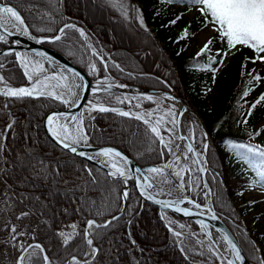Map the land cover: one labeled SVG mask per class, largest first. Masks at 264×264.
I'll list each match as a JSON object with an SVG mask.
<instances>
[{"label":"trees","instance_id":"1","mask_svg":"<svg viewBox=\"0 0 264 264\" xmlns=\"http://www.w3.org/2000/svg\"><path fill=\"white\" fill-rule=\"evenodd\" d=\"M131 1L118 0L117 3L115 0H0V3L16 8L37 37L52 38L65 24H74L75 29H65V34L60 40L44 45L57 50L79 65L88 72L92 80H97L110 71L111 76L122 83L175 92L188 104L190 98L196 101L200 98L198 93L203 97L223 64L210 63V58L216 61L222 58L217 54L218 50L181 61L173 57L178 66L173 65L159 42L164 44V40L174 41L176 45V42L181 40V35L178 40L171 34V38L168 36L162 40L139 24L133 13L130 17H125L121 6L132 4ZM172 1L178 5H191L186 0ZM179 16L180 14H176V20ZM167 21L174 24L171 23V18ZM76 29H83L85 35L81 36ZM215 41L218 42L219 51L228 50L226 41L214 38L213 42ZM88 43L96 48V55L92 53ZM7 46L8 42H0V49ZM244 48L247 53L243 62L249 53H254L252 49ZM0 64L4 65L0 72L10 84L18 87L28 84L15 53L1 55ZM93 65L95 73L90 69ZM213 69L217 71L214 72ZM253 75H259L261 79L253 81L249 74L240 73L234 83L221 89L213 111L206 106L201 107V104L198 106L201 107L200 113L204 117L208 134L206 180L211 186L215 211L235 233L251 264H258L256 257L261 254L257 251L256 243L247 232L246 226L241 222L236 207L230 201L227 184L220 180V175L225 173L222 169L229 171V164H234L246 184L251 185L256 181V186L261 188L260 177L257 176L255 168L247 159H241L237 155L245 150L230 149L225 144L226 140H232L236 143L257 145L254 142L257 136L250 135L255 132L249 131V125L259 122L262 118L264 102L251 109L250 116L247 113L250 106L264 94V89H260L264 75ZM249 88L251 91L244 97L243 92ZM114 97L115 94L112 93H98L94 94L91 100L118 106ZM140 98L146 107L152 106V101ZM55 105L61 104L49 98L25 97L17 100L0 96V131H4L13 118L16 120L14 129L7 131L3 141L5 150L0 153L9 162L0 164V167L6 169L0 173V208L6 209L8 204H14L11 211H0V264H15L19 255L17 249L12 246L15 242L9 243L10 233L5 227L6 224L18 225V231L27 230L29 235L18 239L24 242L25 246L31 243L42 245L52 264H68L73 256L81 261L88 259L92 264H220L217 256L211 255L204 245L197 243L196 237L175 236L163 225L156 209L145 204L132 188L128 191L124 213L107 227L90 230L93 245L89 246L85 239L86 221L95 220L96 223L104 224L118 214L123 208L121 191L125 185L121 180L111 178L83 159L52 145L42 135V113L46 108ZM245 120L247 123L243 122ZM83 123L91 142L115 143L141 167L160 164L169 156L165 146L160 144L148 125L132 116L125 117L111 111L102 113L88 110L84 113ZM195 128L196 146L201 148L203 145L199 140L206 138L197 126ZM260 146L264 147V144ZM29 150L32 156L39 157L49 164L50 172L57 168L59 174L53 173L46 179L37 178L30 170L18 166L17 157L24 156ZM254 163L259 166L258 158ZM86 169L92 170L97 184L90 183ZM190 179L191 177L187 176V187L190 185ZM82 185L84 190H81ZM196 188L197 192H188L197 203L205 204V188L201 179H198ZM22 194L29 198L21 202ZM34 197H39V201L33 199ZM89 201H95V204ZM29 209L38 210L37 214L17 220L19 212ZM97 209L103 214L97 215ZM169 218L174 219L165 216L166 223L174 227ZM40 220H46L48 223L40 224ZM187 223L198 227L192 221ZM73 224L76 225L75 238L64 245L63 238L57 233H72ZM133 239L136 241L135 245L131 243ZM92 247L99 249L94 260L91 256L84 255L90 252ZM31 252L32 249H29V253ZM33 264L44 262L34 259Z\"/></svg>","mask_w":264,"mask_h":264},{"label":"snow or ice","instance_id":"2","mask_svg":"<svg viewBox=\"0 0 264 264\" xmlns=\"http://www.w3.org/2000/svg\"><path fill=\"white\" fill-rule=\"evenodd\" d=\"M171 2V0H169ZM187 3H190L193 7H195L201 14V16L204 17L203 27H212V30L217 32L218 39L221 41H226L227 44V51H219L218 55H220L222 58L219 61H216L212 58H210V63H223V58H226L233 49L235 51H239L240 47H248L252 49L255 53L254 58L251 62H255V60L264 61V0H186ZM180 17H177L179 19ZM6 21L12 22L17 28L20 26H23L22 32L24 35H30L28 31V27L25 25L24 19L20 15V12L16 10V8L8 7L6 5L0 4V27L4 29L2 33H0V41H6V35L10 34L8 32V28L5 27ZM176 20L171 21V23H175ZM140 23L143 24V18L141 17ZM65 29H75L74 24H65L63 28L60 29V35L55 36L54 40H60L61 37L65 34ZM80 32L81 36H84L83 29H76ZM192 35H195L194 33ZM189 36L188 28L186 27L181 36L180 39H184ZM33 39H36L35 37H32ZM214 38H209L203 47L200 49V51L197 53V55H203L206 52H210L211 48L210 45L213 44ZM42 42V41H41ZM16 43H20V41H16ZM240 46V47H238ZM95 51V50H94ZM15 55L19 58L21 66L24 68V73L28 79V81H32L33 83L29 87H13L10 84L7 83V80L4 75L0 74V95L8 98H15L17 100L23 99L25 97H39V96H49L54 97L56 100L62 101L64 104H72L73 106H78V100L79 96L78 94L73 91V88H81L86 89V84H73L69 86L68 84H64L63 86L67 88V95L68 98H65V93H57L56 88L60 87V84L57 83L56 85H51L50 81H68L69 77L62 74H57L53 76H44L41 78H36L34 80V76L32 73L29 72V61L26 60L25 56L20 53L16 52ZM42 56H44V53H41ZM103 59V58H101ZM249 58H246L248 60ZM4 65L0 64V69H3ZM93 69H95V65L92 66ZM107 67V65H105ZM114 67H118L117 65H114ZM35 72H43L44 68L42 64L37 63L36 67L34 69ZM67 69H62L61 72H65ZM213 71H217V69H213ZM254 71V70H253ZM72 76H78L77 73L73 72ZM249 76L253 81H259L261 77L259 75H253V73H249ZM102 82H97L96 88L93 89V91H98L101 88ZM113 87L112 84H107L106 88H104V91H108ZM251 91V88H249L247 91L243 92V96H248L249 92ZM75 98V99H73ZM147 100L151 101L153 97L151 95L145 97ZM118 102H123L120 100V98H116ZM174 99V98H171ZM261 102H264V94H261L259 98L250 106V109L247 113V115H251V109H254L258 104ZM89 109L90 110H98L99 112H118L121 116H135L136 119L141 120L144 122V124H149L150 121L145 118V116H151L152 113H146V114H140V113H132L129 111H121L118 108L115 107H106L99 101L97 103H92L91 101L88 102ZM183 111H186V109L182 110L180 115H183ZM166 116L172 117L171 123L176 124L178 121L175 119L176 113L173 111V109H169L166 113ZM70 119L72 121H75L76 124L73 127L69 126L68 118L64 117L62 114H53L49 115L47 117V127L49 128L51 135L55 137V139L62 145L63 148L69 149L72 153H78L80 156H85L86 154L84 152H78V149L76 144H80L81 142L87 143L88 135L86 131L81 127L83 123V119L80 116H71ZM165 118L160 117L157 119L156 124L159 125ZM60 121H63L60 123ZM244 123H247V120L243 121ZM16 124V120L12 119L6 126L4 131H0V153H2L5 148L3 141L6 139L7 131L14 129V125ZM169 132L172 131V129H168ZM261 131H264V129L256 130L255 133H252L250 135H260ZM151 132L155 133L157 137H160V141L162 143L164 142V138L161 135L160 129L157 126L151 127ZM208 134L205 132L203 133V136L206 137ZM177 139L179 140H186L188 139L184 135L180 134L177 136ZM71 141V143L69 142ZM168 144H171V140H169L165 146L167 147V150L169 152H173V149L171 147H168ZM225 144L230 149H243L244 152H238L237 155L241 159H247L249 163L255 168L257 172V176L260 177V186L262 189H264V147L260 145H253L249 143H236L232 140H226ZM179 145L176 146L177 150H179ZM203 149L204 152H195V149L193 148V145L191 143H188L186 146V150L181 153L180 155H175V161L179 162L182 157H187L189 153L195 152V159L192 161L193 163L198 165V171L201 173H204L207 171V169L204 167V161L201 159V157L206 153L209 149V145L207 143H203ZM101 155L105 157H110V167L112 171L108 174L113 178L120 177L124 179V182L126 183L128 179L133 178L137 181H139L141 178L140 176H134L129 173L128 171V157L123 155L121 152L114 150L112 148H104L100 152ZM115 158H119L122 163H118ZM258 158L259 160V166H257L254 161H256ZM88 159H93V157L89 156ZM9 163L5 158L0 155V164ZM101 163H104V161H101ZM17 164L18 166L22 168H26L30 170L32 174L37 176V178L43 177L48 178L49 176L55 174H59V169L53 168L52 172L49 171V164L39 158L34 157L31 155V150L25 153L22 157H17ZM179 170L175 172V176H182V174L190 172L191 168L187 165H184L181 167L178 163L176 165ZM167 168H172L173 164L169 163L166 165ZM88 172V175L90 177V183L97 184V181L95 177L92 176V170L86 169ZM6 169L3 167H0V173L5 172ZM140 169H133L132 173H138L140 172ZM150 173H156L161 174L163 176L165 172V168L160 167H153L150 169H147ZM144 180H152L153 178L145 176L143 178ZM165 182L167 181V177H164ZM154 182V181H153ZM191 183V181H190ZM256 181H253L252 184L249 187H255ZM153 183H148L145 185L144 183L139 184V190L140 192L147 196V199L152 200L154 197L149 194L146 191V187H152ZM10 187V186H9ZM179 189L184 188V182L181 179L180 183L178 184ZM81 190H84V186H81ZM242 195L243 193H239ZM128 192L124 191L122 196L124 200H127L128 198ZM207 196V193L204 194ZM29 197L26 194H22V201L23 199H28ZM33 199L39 201V197H34ZM186 198L182 197L180 199L174 200V201H164V200H157L156 203L163 204L166 208H171L175 204V211L176 212H182L185 215H192L191 211L188 208H182L179 207V204L183 203ZM188 203H195L194 201L188 200ZM43 205V202H40ZM89 203L95 204V201H89ZM197 208L200 207L199 204L196 205ZM14 208V204H8V207L0 208V211H11ZM37 211H34L33 209H29L28 211H21L17 215V220H22L24 218H28L32 215H36ZM209 212H211V209H209ZM97 215H102L103 213L97 209L96 210ZM213 219H216L215 213H212ZM118 219V217H113L112 220H108L104 223V225H99L96 223L95 220H88L86 221L87 229L85 231V239L86 243L89 246L93 245V240L91 238H88L92 235V232L90 230L98 227H107L112 223L113 220ZM48 221L46 220H40V224H47ZM203 228L207 229L208 225L204 221L199 222ZM5 227L8 229L10 233V240L9 243H12L13 241L15 243L12 244L13 247H15L19 253L17 255L15 264H33V260L35 259L37 262L43 261L44 264H52V262L49 260V257L44 249V247L40 244H28L25 246V243L18 239V237L28 236L29 232L27 230L21 229L18 231V225L15 224H6ZM73 232L72 233H65L64 231H60L57 233L58 236L62 237V243L64 245L69 244L74 238H75V229L76 225H71ZM181 227H184L181 225ZM175 236L179 237L181 233L175 232ZM211 232H207V236L211 238ZM222 239L226 241L227 243V250L230 251V253L234 256V259L224 257L222 256L221 252L218 250L217 247H213L215 244V241H212L209 245V250L213 252L217 257L220 258L221 264H244L246 261V257L242 255L241 249L237 246V243L233 241V239L228 235V233H223ZM131 243L133 245L136 244V241L133 239L131 240ZM197 243H201L200 241H197ZM29 249H32V252L29 253ZM183 251V249H181ZM99 249L92 247L90 252H86L84 255L91 256L93 260L95 259V255L98 254ZM258 264H264V256H257L256 257ZM68 264H92L91 261L88 259H85L81 261L77 257L73 256L71 260L68 261Z\"/></svg>","mask_w":264,"mask_h":264},{"label":"rangeland","instance_id":"3","mask_svg":"<svg viewBox=\"0 0 264 264\" xmlns=\"http://www.w3.org/2000/svg\"><path fill=\"white\" fill-rule=\"evenodd\" d=\"M115 1L118 3V0ZM131 3L132 4L121 6L124 16L130 17L131 13H133L135 18L138 20L139 24H141L140 19L142 17L143 24L141 25L146 29L151 30L154 35H156L158 38L160 37L162 40H164L165 37L170 36V34L171 36L177 39L178 36L182 34L183 30L186 27L188 28L189 36L184 39H181L179 42H176V45L174 41L169 42L164 40V44L159 42L164 48L169 62L175 66L178 65L173 59V57L177 61H181L182 59H186V58H191L192 56L197 55V53L200 51V49L203 47L205 42L210 37L215 39L218 37L217 32L212 30L211 26L203 27L204 17L201 16L200 12L192 5L189 6H184L180 4L178 5L175 4V2L172 0L171 2H169V0H132ZM129 5H131V7ZM144 7L147 8L143 10ZM176 14H180L179 16L180 18L177 20H176ZM170 18L176 20V22L174 24L167 23L168 22L167 20H169ZM193 33L195 35H192ZM217 43L218 42L215 41V43L213 42V44L210 46L212 52L219 50ZM88 46L91 49L92 53L96 55L97 54L96 48H94V46L90 43H88ZM246 53L247 51L244 47H240L239 51H235V49H233L231 52H229L228 56L224 58L222 66L217 71L216 73L217 76L214 78V82L211 84L210 87H208L205 90L203 97H201L200 96L201 94L198 93L199 94L198 96L200 98L197 99V101L192 98L189 99L190 104L184 101L191 108L192 111V118L194 119L193 120L194 132H196L195 126H197V128H199L203 133L204 131L206 132V128L204 124L205 120L200 113L201 107L206 106L210 111H213V108L215 107L214 106L215 101L220 96L219 94L221 93V89L225 88V86H230L232 83H234V81L236 80V76H238L240 73L246 75L249 74L250 72L253 74L259 73L260 75H264V61L255 60V62H251L255 54L249 53L247 55L249 59L243 62V58L245 57ZM90 69L92 73L96 72V69H93L92 66ZM109 72L110 71H108L107 73ZM108 79H111L114 82H118L109 74L99 78L100 81H108ZM261 82L262 83L260 89L262 90L264 89V80H262ZM49 83L51 84L52 82L50 81ZM54 83L57 84V82ZM65 83L69 85L68 81H61V83L59 82L60 90L67 91V88L63 86ZM114 98L116 100V103L118 104L121 103L117 101L116 99L117 97ZM120 100L123 101L122 102L123 104H127L128 108L131 107L137 110V112L135 111L133 113L146 114L151 112L152 113L151 116H147V115L145 116V118L148 119L150 122H152V120L156 122L157 119L160 117L165 118L159 125H157L161 130V132L163 133L162 136L164 138L165 143H162L160 141V137L157 138L158 141H160V144L163 146H165V144L169 140H171V144H168V147H171L173 149V152H169L167 150V147L165 146V150L168 151L169 156L166 160H164V162L166 163L171 162L169 160H172L175 157V155L181 152L180 149L177 150L176 148L177 146L176 144L179 140L177 139L178 135H176L177 129L175 128V124L171 123L172 117L166 116V113L168 112L169 109H173V111L177 115L178 108L176 107L175 102L163 98L162 99L153 98L151 100L153 102L152 106L143 109L144 102H142V100L140 99L136 98L132 100H127L124 98H120ZM132 101L138 104H132ZM198 104H201V107H199ZM151 125L155 126L154 124ZM168 129H172V131L169 132ZM260 129H264V110L262 112V118L259 120V122L249 125V131L255 132L256 130H260ZM198 139H199V135H198ZM196 142L197 141L195 139V145ZM199 142L202 145L203 143H206V141L203 139L199 140ZM254 142L257 145L264 144V131H261L260 135H258L254 139ZM198 149H200L201 153L204 152L203 146ZM173 153H175V155ZM183 158L184 161L186 162L185 165H187L192 169L190 172L184 173L182 176L184 182L183 189L178 188V183H176L177 176L174 175L175 171L179 170V168L176 166L177 163H179L181 167L184 166V164H181L180 161L177 162L176 164H173V167L170 168V172L172 176H170L167 172H164L162 178L164 179V177H167L168 182H165L166 183L164 186L165 190L169 191L172 189L176 191L175 193L183 192L186 193L187 196H189L191 195V193H189L188 190L189 191L192 190L193 193L197 192L196 186L198 184V179H201V174L197 170L198 169L197 165L192 162L193 159L187 161L188 159L187 157L186 158L183 157ZM204 167H206L207 169V160L206 161L204 160ZM228 169L229 171H227L225 168L222 169L225 171V173L223 175H220V173H218L217 175L218 176L220 175V180L223 183L227 184V191H229L230 194V201H232L233 205L236 207V212H238V214L240 215L241 222L246 226L247 232L250 234V237L252 238L254 243H256L257 251L261 254V256H264V189H261L257 186H255L254 188L249 187L250 185L246 184L245 181L241 179L240 177L241 174H239L240 172L237 171L238 169H236V165L229 164ZM187 176L191 177L190 179L191 183L189 182L190 183L189 187H187V182H186ZM203 192H204L203 196L206 199V196L204 194L207 192L205 190ZM239 193H243V194L240 195ZM191 198L193 199L192 195ZM169 220L173 222L175 225L174 227L183 234L185 233L184 231H186L189 228V225L187 229L184 225H183L184 227H181L183 222L179 219L174 220L172 218H169ZM198 229L196 228V236L198 241H200L201 242L200 244L204 245L209 250V245L211 241L208 239V237L205 234L204 235L202 234V232L200 231L202 230L201 227L200 230ZM188 234H195V231L191 230ZM213 247H217V246L214 244ZM209 252L211 253V255L213 254L214 256H216L210 250ZM217 258L221 264L220 258L219 257Z\"/></svg>","mask_w":264,"mask_h":264},{"label":"water","instance_id":"4","mask_svg":"<svg viewBox=\"0 0 264 264\" xmlns=\"http://www.w3.org/2000/svg\"><path fill=\"white\" fill-rule=\"evenodd\" d=\"M0 4H2V3H0ZM8 7H12V6L8 5ZM24 22H25V20H24ZM25 25L27 26L26 22H25ZM5 27L8 28V32L10 33V34L6 35V39L12 41V44H10V46H8L4 49H1L0 55H7L10 53H16V52L27 53V54L32 53L35 56H37L38 58H40L41 60L45 61L49 65L51 70L57 72L58 74L68 76L69 77V79H68L69 85H72L73 82L75 84H86L87 85L86 89L74 88V90H73L79 96L78 106H73L72 104H66L65 105L66 108H63L61 106L55 105L52 107H48L42 113L43 115H42L41 121H40L41 132H42V135L45 138H47V140L52 145H54L56 147L58 146L60 149H62L66 153H70V154L76 156L77 158L83 159L89 165H93L96 168H98L99 170L104 171L106 173V175H108L112 171L110 164H108V160H111V158L101 155L100 154L101 150L104 148H112L114 150L121 152L123 155L128 157V171H129V173L134 175V176H140V178H141L139 181H137L133 178H130L125 183L123 178L116 177V179H119L122 182H124V185H125L121 191V196H122L124 191L128 192L132 188L140 196V198L142 199V201L145 204L147 203L148 205H151L156 209L157 215H159V218H160L161 222L163 223V225L166 226L167 229H169L173 233H175V232L181 233V232L178 231L175 227L167 224L165 221V216H171V217H174L176 219H180V220L188 221V222L192 221L193 223L197 224L199 227L202 228V230L206 236H207V232L210 231L212 234L211 238H209L208 236L207 237L211 242L215 241L214 240V234H213L214 232L219 234V236L221 238L223 236V233H225V232L228 233V235L233 239L234 242L237 243V246L241 249L242 255H244L246 257V261L244 262V264H251L247 254H245V252L242 249L241 244H239L235 233H233L230 230L228 225L223 221L222 217H220L215 211L214 203L212 202V194L213 193L211 192V186L208 183V181L206 180V176H205L207 171L204 173L200 172L201 181H203L205 191L207 192L205 204L203 205L201 203H197L195 200H191V199L190 200L194 201L195 203H191V204L188 203L187 204L186 203L187 200L185 199L183 203L179 204V207L188 208L192 213V215H185L182 212H176L175 211V207H176L175 204L171 208H166L163 204L156 203L157 200L174 201V200L182 198V197L174 198L172 196H168V195L165 196V195L159 194V192H157L159 190V183H158L159 177L157 176L156 173H150L147 171V169H150L153 167H160L161 168L162 166H164L166 164V162L162 161L163 163H161V164L146 165L144 167H141L138 163H136V161L134 159H132V157L122 147L120 148L115 143H112V142L110 143L107 141L91 142L89 137H88L87 143H80L79 145H74L77 147L78 152H84L86 154L85 156H80L78 153H72L69 149L63 148L62 145H60V143L55 139V137H53L51 135V132H50L49 128L47 127V117L49 115H53V114H62L64 117H67L69 125L75 124V121H72L70 119L71 116H80V117H82V119L84 121L85 111L90 110L88 102L91 101L92 103H94V101L91 100V97L94 94L112 93V94H116L118 96L122 95L125 98H128V97H137V98L143 97V98H145V97L151 95L153 98H156V99L157 98L158 99L163 98V99H167V100H171L172 102L173 101L175 102V105L178 108V112H177V115L175 117L176 120L178 121V123L175 124V128L177 129L178 135L182 134L185 137H187V129H188V131H189L188 134L190 135V137L192 139V143L191 142L190 143L193 145L195 152H200V149H198L197 146L195 145V139H194L195 132H194V128H193V120L194 119L192 118L191 108L184 102V100H182L181 97H179L175 92H169V91H166L164 89L158 90V89H154V88H147V87L137 86V85H133V84H126V83L120 82L119 80H118V82H110L109 79H108V81H100L99 79H97V81L92 80L90 78V75L88 74V72L85 71L84 69H82L79 65L72 62L70 59H68L65 55H62L57 50L51 49V48L44 45L45 43H52L54 41H58V40H54L53 38L57 35H60V31L56 35L52 36V38H50V37H44V36L37 37L33 34L31 29H29V28H28V31H29L30 35L26 36L21 32L20 33L17 32L16 30L12 29L11 27H8L6 25H5ZM63 27L64 26H62V28ZM3 31H4V29L2 27H0V33H2ZM32 37H35L36 39H33ZM16 41H20V43H16ZM41 53H44L45 55L42 56ZM18 62L20 63L19 58H18ZM62 69H67V71L61 72ZM73 72L77 73L78 76H72ZM108 74L111 76L110 73H108ZM98 81L102 82L101 88L98 91H93V89L96 88ZM32 83L33 82H30V84L22 85L21 87H29V86H31ZM107 84H112L113 87L108 91H104V88H106ZM10 85L13 87H18V86H15L13 84H10ZM0 96H2V95H0ZM34 97H36V96H34ZM34 97H31V98H34ZM39 97L40 98H49V99L53 100L54 102L55 101L56 102H62V101L56 100L54 97H49L47 95L39 96ZM4 98H8V97H4ZM171 98H174V99H171ZM103 105L106 107H110V108L115 107V108L120 109L121 111H129L132 113L135 111L137 112V110H135L134 108H131V107L128 108V107H124L121 105L116 106V105H110V104L109 105L103 104ZM184 109H186V111H183V115H180L181 111ZM90 111L98 112V110H90ZM115 113H118V112H115ZM129 117H131V116H129ZM132 117L135 118V116H132ZM62 122L63 121H60V123H62ZM150 123L157 126L155 121H152ZM82 125H83V123H82ZM183 126H187V129L185 127V131L182 129ZM83 128H84V126H83ZM160 132H161V130H160ZM204 133H205V131H204ZM161 135H163L162 132H161ZM205 138H206L205 141L207 143L208 142L207 136ZM184 141L185 140H179L178 141V145L180 146L179 149L182 151V153L185 151V149H183V147H182L184 144ZM195 152L189 153L187 158L189 160H192V159L194 160L196 158ZM89 156L93 157V159H88ZM202 158H203V161L204 160L206 161V153H204V155H203V157H201V159ZM118 160H119V158H118ZM101 161H104V163H101ZM119 163H122V161L119 160ZM197 167H198V165H197ZM133 169H140L141 171L138 173H132ZM165 172H167L170 176H172L169 169L165 168ZM145 176L151 177L153 179L146 181L143 179ZM140 183H144L145 185H147L148 183H153L152 187H146V191L149 194H151L154 197V199L149 200V199H147V196L143 195L140 192V190H139V184ZM189 196L191 197V195H189ZM122 199H123V196H122ZM126 204H127V200L123 199V206H122L123 208L120 210V212L118 214L114 215V217H119L124 213L125 208H126ZM197 204L200 205L199 208L196 207ZM209 209H211V212H209ZM212 213H215V216L217 217L216 219H213ZM112 218L110 220H112ZM200 221H204L208 225V228L207 229L203 228L202 225L199 223ZM97 224L104 225V224H100V223H97ZM180 236L189 237V238H190V236H193V237L197 238V236L195 234L188 235V234L181 233ZM88 238H90V237H88ZM224 243L227 245L226 241H224ZM31 244L35 245V243H31ZM215 245H216V242H215ZM216 246H218V245H216ZM218 250H219V247H218ZM224 257H227V256L224 255ZM237 264H239V262H237Z\"/></svg>","mask_w":264,"mask_h":264},{"label":"bare ground","instance_id":"5","mask_svg":"<svg viewBox=\"0 0 264 264\" xmlns=\"http://www.w3.org/2000/svg\"><path fill=\"white\" fill-rule=\"evenodd\" d=\"M5 25L6 26H8V27H11L12 29H14V30H16L17 32H21V33H23L22 32V28H23V26H20L19 28H17L12 22H9V21H6V23H5ZM109 81L110 82H114L113 80H111V79H109ZM174 108H176V107H174ZM75 124H76V122H75ZM75 124H73V125H69L70 127H73L74 128V126H75ZM81 127L83 128V125H81ZM185 127H186V129H187V126H183L182 127V129L185 131ZM189 127V126H188ZM84 129V128H83ZM176 130V129H175ZM189 133V131H188V129H187V138L188 139H186L185 141H184V144H183V149H185L186 150V146H187V144L188 143H192V139H191V137H190V135L188 134ZM176 135H178V132H177V134ZM70 143H71V141H69ZM81 143H84V142H81ZM76 145H79V144H76ZM174 145H175V143H174ZM176 145H178V142H177V144ZM182 153V151L181 152H179L177 155H180ZM112 159V158H111ZM116 160H117V162L119 163V160H118V158H115ZM189 159H187V161H188ZM169 161H171V162H167L164 166H162L161 168H167L166 167V165L167 164H169V163H172V164H176L177 162L175 161V157L172 159V160H169ZM110 162H111V160H108V164H110ZM180 162H181V164H186V162L184 161V158L182 157V159L180 160ZM179 164V163H178ZM180 165V164H179ZM190 165H192V164H190ZM192 167V166H191ZM167 169H169V171H170V168H167ZM175 169V168H174ZM177 169V168H176ZM192 170V169H191ZM178 171V170H177ZM176 172V171H175ZM173 174V173H172ZM175 175V174H174ZM157 176L159 177V181H158V183H159V190L157 191V192H159V194H162V195H165V196H172V197H174V198H177V197H184V198H186V200L188 201V200H193L190 196H187V194L186 193H175L176 191H174V190H165L164 189V186H165V181H164V179L162 178V175L161 174H157ZM182 176H183V174H182ZM182 176H177L176 177V183H180V181H181V179H182ZM183 180V179H182ZM189 194V193H188ZM187 204H188V202H186ZM191 204V203H190ZM214 234V240H215V242H216V245H218V247H219V249L221 250V252H222V254L223 255H225V256H227L228 258H232V259H234V257H233V255L230 253V251L229 250H227V245L224 243V241H223V239L219 236V234H217V233H213Z\"/></svg>","mask_w":264,"mask_h":264},{"label":"built area","instance_id":"6","mask_svg":"<svg viewBox=\"0 0 264 264\" xmlns=\"http://www.w3.org/2000/svg\"><path fill=\"white\" fill-rule=\"evenodd\" d=\"M31 60V59H30ZM37 63H39L38 61H35L34 59H32L31 61H29V72L30 73H32L33 74V76H34V78H38V77H44V76H50L49 74H48V71L44 68V66H43V68H44V71L43 72H35L34 71V69H35V67H36V64ZM40 64V63H39ZM58 73H54L53 75H57ZM52 75V76H53ZM52 83H51V85H56V83H54V82H57V83H61V81H55V80H53V81H51ZM56 91H57V93H61V91H60V89H59V87H57L56 88ZM67 92V91H66ZM65 98L67 99L68 98V95H67V93H66V95H65ZM132 104H138V103H136V102H134V101H132ZM144 109V108H143ZM182 225H184L185 227H186V229H187V227H188V224L187 225H185L184 223H182ZM191 230H194V228L192 227V225H189V228L186 230V231H184L185 233H189Z\"/></svg>","mask_w":264,"mask_h":264},{"label":"flooded vegetation","instance_id":"7","mask_svg":"<svg viewBox=\"0 0 264 264\" xmlns=\"http://www.w3.org/2000/svg\"><path fill=\"white\" fill-rule=\"evenodd\" d=\"M0 42H8V46H10V44H12V41H10V40H7L6 39V41H0ZM7 46V47H8ZM6 48V47H5ZM1 50V49H0ZM24 56H25V58H26V60L27 61H31L32 59H34V56L33 55H30V54H23ZM1 56V55H0ZM31 59V60H30ZM35 60V59H34ZM20 64V63H19ZM20 67H21V69L22 70H24V68L21 66V64H20ZM1 73V72H0ZM56 102V101H55ZM56 103H59V102H56ZM59 104H61V103H59ZM57 106H62V104L61 105H57ZM50 107H52V106H50ZM47 109V108H46Z\"/></svg>","mask_w":264,"mask_h":264}]
</instances>
